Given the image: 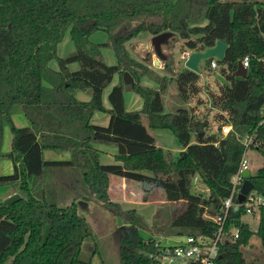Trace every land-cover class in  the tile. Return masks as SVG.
<instances>
[{
    "label": "trees",
    "instance_id": "obj_1",
    "mask_svg": "<svg viewBox=\"0 0 264 264\" xmlns=\"http://www.w3.org/2000/svg\"><path fill=\"white\" fill-rule=\"evenodd\" d=\"M68 30L74 51L60 56ZM98 30L107 33L106 43L91 41ZM164 31L175 33L190 50H204L217 40L227 44L216 67L210 65L214 58L204 60L203 67L222 78L215 91L207 88L211 105L205 113L186 106L164 112L170 82L184 103H203L198 73L184 67L169 79L154 76L128 55L126 41ZM104 46L112 47L116 64L104 61ZM245 56L247 76L235 77ZM53 60L58 70L49 66ZM72 62L79 64L77 70L69 69ZM116 73L119 80L109 90L106 108L103 91ZM142 76L154 79L158 88L142 85ZM126 90L142 98L141 110H126ZM77 91H87L89 101L78 100ZM263 108L264 0H0V157L12 163L11 173L0 174V184L15 187L19 196L9 204L0 201V264H93L101 248L115 251L116 264H157L154 237H142L139 228L157 235H214L216 225L205 214L221 213L244 152V135H253L250 149L264 158ZM210 110L216 111L212 119ZM14 112L23 114L26 126H13ZM97 112L109 115L107 126L92 123ZM213 119L217 125L229 122L232 130L219 138L209 131ZM4 126L11 133L7 153L1 152ZM150 129L174 134L183 148L176 158L155 145ZM95 144L116 145V163H100ZM44 150L68 152L70 159L44 160ZM110 174L155 186L169 202H183L184 210L168 225L147 226L134 209L108 199ZM195 177L207 194L195 191ZM248 178L264 196V165ZM92 199L130 230L122 225L98 237L77 209L80 200ZM254 211L256 231L242 219V207L228 215L225 230L238 227L240 235L220 245L215 264H246L241 247L252 235L264 250V207Z\"/></svg>",
    "mask_w": 264,
    "mask_h": 264
},
{
    "label": "rangeland",
    "instance_id": "obj_2",
    "mask_svg": "<svg viewBox=\"0 0 264 264\" xmlns=\"http://www.w3.org/2000/svg\"><path fill=\"white\" fill-rule=\"evenodd\" d=\"M200 24H205V20H201ZM153 35L149 33H139L136 37L129 39L125 42L124 46L128 52V55L134 59L136 62L146 65L151 71H153L154 76L164 75L166 79H169L171 76L176 74L177 72L181 71L184 68V60L182 59V55L185 52L193 51L188 49L184 45V40L179 39L175 33H173V37L168 38L166 43L161 45L162 50V57H158L151 45V38ZM91 41L96 44H103L108 41V35L105 31L98 30L95 31L92 36L90 37ZM69 41V30L66 31L64 36V41ZM67 41V42H68ZM62 42L59 44H62ZM71 44V43H70ZM71 45H74L73 43ZM60 49V48H58ZM101 53L103 55L104 61L109 64L113 65L117 63V58L115 52L113 51L112 47L104 46L101 48ZM154 61H158L156 64ZM56 62V61H55ZM77 62H72L69 64V69L71 70V64ZM57 68L58 64L56 62ZM204 60L199 62V84L202 86V91L199 95L200 99L203 101L200 105H195L194 101H189L184 103L178 96L175 84L170 82L167 85L166 93L164 96V112H174L177 107L186 106L188 108L195 107V113L200 115L201 113H205L207 108H210V100L207 92V88L215 91L217 89V82L222 81V78L217 74L215 69H208L203 67ZM153 77V76H152ZM119 80V75L116 73L113 76L112 82L108 85L111 87L116 84ZM142 85H147L153 89L158 88V84L156 81L148 76H142L140 79ZM107 86V87H108ZM106 87V89H107ZM104 89V91H106ZM130 94L131 90H126ZM84 94L87 91H82ZM125 93V92H124ZM216 111L210 110L209 118L212 119V115H214ZM21 113V112H20ZM106 113V112H103ZM22 114V113H21ZM23 115V114H22ZM223 124V123H222ZM215 124V119L211 120V132H217L219 138L220 133H218V126ZM156 130H165V129H156ZM155 131V130H154ZM167 130L165 133H167ZM170 135L165 138L163 142L164 146L168 152H170L174 158L178 155V152L181 150V146L179 145L176 137L171 132H168ZM10 130L8 126L3 127V141L1 146V152L7 153L10 149ZM192 138L193 135H192ZM191 138V139H192ZM159 140V139H158ZM245 158L248 163L249 171L254 174L256 169L260 166L264 165V158L261 154L253 149L247 151ZM12 171V163L11 160L5 156L0 157V174H9ZM13 186L9 184H0V201L3 200V197L11 192ZM194 188L195 191H202V193L207 194L208 190L205 185L201 182L200 179L195 177L194 179ZM143 195L146 197V200L151 203H119L122 209H134L135 213L138 214L142 222L147 226H163L168 225L173 218L181 213L184 210L185 204L183 202L178 203H167V202H159V203H152L154 200L159 198H164L166 200L165 195L156 194L152 192L151 194H146L141 192V196ZM141 197V198H142ZM136 200L141 201L142 199L137 198ZM95 200H91L90 203H85V209L81 206H77L78 213L85 217L86 221L90 224L91 228L93 229L94 233L98 237L109 236L110 234L114 233L117 228L120 226L123 227V230H130L127 226V223L123 222V219L113 213L112 211L108 210L102 203H95ZM69 202V200L67 201ZM133 207V208H132ZM121 219V225H118L117 218ZM242 219L246 221L250 228L254 231L257 229L259 214L257 211H254L251 214H243ZM138 233L144 237H166L170 243H174L176 240L180 238V236L176 235H166V234H152L146 229L139 228ZM84 251H89L88 248H84ZM241 251L243 257L245 259L246 264H264V250L260 245V241L256 235H252L248 243L241 247ZM116 254L112 248L107 249H98V251L93 255L92 262L93 264H116Z\"/></svg>",
    "mask_w": 264,
    "mask_h": 264
},
{
    "label": "built area",
    "instance_id": "obj_3",
    "mask_svg": "<svg viewBox=\"0 0 264 264\" xmlns=\"http://www.w3.org/2000/svg\"><path fill=\"white\" fill-rule=\"evenodd\" d=\"M191 51L185 52L182 59L185 60ZM242 64L248 70V56L240 59ZM211 67H216V59H212ZM264 113V108H263ZM232 130L229 122H224L218 126L220 138L226 136ZM244 144V152L241 157L238 169L231 176V188L229 195L223 199L221 213L209 214L205 216L216 225L214 235H206L202 233L180 236L174 243H170L166 237L160 236L154 238V247L156 252L152 257L157 264H215V260L219 254L220 245L228 240L235 241L239 238L240 230L238 227L231 228L228 232L225 230L228 215L238 211L241 207L245 214H251L255 209L264 207V196L258 194L254 189L248 192L245 200L241 203L237 201V195L243 183L242 171L249 170L245 155L253 143V135H244L242 137ZM218 144V141L214 143ZM195 179V178H194Z\"/></svg>",
    "mask_w": 264,
    "mask_h": 264
},
{
    "label": "crops",
    "instance_id": "obj_4",
    "mask_svg": "<svg viewBox=\"0 0 264 264\" xmlns=\"http://www.w3.org/2000/svg\"><path fill=\"white\" fill-rule=\"evenodd\" d=\"M67 41L62 42V44L59 47L60 49H58V54L60 56H65L74 51V45H71L73 42L70 39V37H69V41L68 42ZM49 66H51L55 70H58L56 62L54 60L49 62ZM70 66H72L71 68L72 71L77 70L79 68V64L76 65V63H73ZM110 89H111V85L107 87L106 91H103V95H102V101L106 108H110V105L107 99ZM76 98L80 101H89L90 94L89 93L84 94L82 91H77ZM124 102H125V108L127 111H139L141 110L142 105H143V100L138 94L136 93L130 94L128 91H125L124 93ZM164 108H165V104H164ZM10 118H11V122L14 127H23L27 125V121L25 117L20 112H14L13 114H11ZM143 120H144V124L147 125L145 115H143ZM108 122H109V115L107 113L97 112L92 117V123L96 125L107 126ZM166 131L167 130H155V131L151 129L149 130L150 134H152V136L154 137L155 145L163 148L165 151H167V149H166V146H164L163 142L165 141V138L170 135L168 133L170 131L165 133ZM193 137L194 138H192V142H195L196 140L195 134H193ZM9 138L11 139V133L9 135ZM94 146L100 151V154H99L100 163L102 164L116 163L115 155L118 152L116 145L114 144H95ZM182 149L183 148L181 147V150ZM42 157L44 160H68L70 159V154L65 151L44 150L42 152ZM12 189L13 190L7 193L3 197V199L11 194L16 193L15 187H12ZM141 192L146 193V194H151L152 192H154L158 195L159 194L164 195L163 191L155 186L144 185L140 182L129 180L124 177L117 176V175H111V174L108 175L107 195L110 201L116 202V203H138V204L139 203H151L146 200V197L144 195L143 197L141 196ZM137 198H140L142 200L138 201L136 200ZM164 201L167 203H171L168 200H165L164 198L156 199L152 203H159V202L162 203ZM90 202L91 200L89 201L80 200L78 202V205L85 209V203H90ZM94 202L97 203L96 201Z\"/></svg>",
    "mask_w": 264,
    "mask_h": 264
},
{
    "label": "water",
    "instance_id": "obj_5",
    "mask_svg": "<svg viewBox=\"0 0 264 264\" xmlns=\"http://www.w3.org/2000/svg\"><path fill=\"white\" fill-rule=\"evenodd\" d=\"M173 37V32L171 31H164L161 33H158L156 35H153L151 38V45L153 47V50L155 54L158 57H162V50L161 45L166 43L168 38ZM227 48V44L221 40H217L213 46L207 47L204 50H193L189 53L188 57L184 60V67L195 72L200 73L199 68V62L201 60H206L209 58H215L219 61L223 60L225 50ZM158 61H155V64ZM233 75L235 77L239 78H245L247 76V69L243 66L242 61L239 60L237 63L236 70L233 72ZM203 133H199L200 136H202ZM250 175V171L248 169H245L242 171V176L244 178L243 183L241 185L240 191L237 195V201L239 203L243 202L245 200V196L248 194L249 191L254 189L253 183L248 178ZM19 196L14 193L6 198H4L2 201L3 203H12L16 200H18ZM80 204V203H79ZM118 225H121V219L117 218ZM221 256H219L220 258Z\"/></svg>",
    "mask_w": 264,
    "mask_h": 264
}]
</instances>
